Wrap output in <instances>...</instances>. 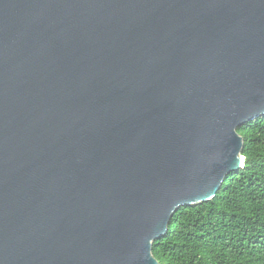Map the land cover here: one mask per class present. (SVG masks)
Here are the masks:
<instances>
[{"label":"water","instance_id":"water-1","mask_svg":"<svg viewBox=\"0 0 264 264\" xmlns=\"http://www.w3.org/2000/svg\"><path fill=\"white\" fill-rule=\"evenodd\" d=\"M263 116L264 0H0V264H159Z\"/></svg>","mask_w":264,"mask_h":264},{"label":"trees","instance_id":"trees-1","mask_svg":"<svg viewBox=\"0 0 264 264\" xmlns=\"http://www.w3.org/2000/svg\"><path fill=\"white\" fill-rule=\"evenodd\" d=\"M243 168L214 199L180 207L152 243L159 264H264V116L239 128Z\"/></svg>","mask_w":264,"mask_h":264}]
</instances>
